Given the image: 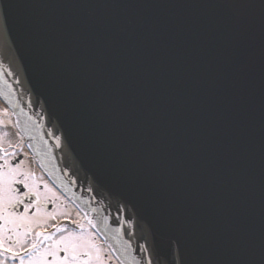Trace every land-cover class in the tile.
<instances>
[{"label":"water","instance_id":"95a60500","mask_svg":"<svg viewBox=\"0 0 264 264\" xmlns=\"http://www.w3.org/2000/svg\"><path fill=\"white\" fill-rule=\"evenodd\" d=\"M0 95L125 264H264V0H0Z\"/></svg>","mask_w":264,"mask_h":264},{"label":"flooded vegetation","instance_id":"af4514ba","mask_svg":"<svg viewBox=\"0 0 264 264\" xmlns=\"http://www.w3.org/2000/svg\"><path fill=\"white\" fill-rule=\"evenodd\" d=\"M2 108L0 109V166L3 167L0 171L5 174L9 173L8 166L10 165L18 173V179H25V174H27L29 185L35 186L41 194V207L37 212L36 206H33L27 214L28 219L22 221L9 217L7 211L4 213L5 219L0 220V245H2L0 264L51 262L54 258L50 253L55 250V242L69 234H74L73 242L82 245L77 249L80 253L79 261L87 260L88 264H117L79 211L38 171L22 138L11 125L9 115ZM12 134L15 136L14 140L9 139ZM16 165H19V168H16ZM45 185L50 191L45 189ZM14 187L21 192L26 191L21 184H16ZM34 199V196L25 197L24 202L29 203ZM21 212H23V205L16 209L17 214ZM50 213L53 215H49ZM10 220H15V222H10ZM57 228L62 231H57ZM37 233L40 235L37 236ZM46 236L48 239H45ZM85 252L90 255H84ZM57 255L63 257L65 253L60 251ZM73 264H78V262H73Z\"/></svg>","mask_w":264,"mask_h":264},{"label":"snow or ice","instance_id":"6c2138e0","mask_svg":"<svg viewBox=\"0 0 264 264\" xmlns=\"http://www.w3.org/2000/svg\"><path fill=\"white\" fill-rule=\"evenodd\" d=\"M56 141H57V147H59L60 137H56ZM21 163H23V161H21ZM2 167L3 166H0V168ZM8 167H9V173L5 174L3 171H0V220L5 219L4 213L7 211L9 217H14L15 220L22 221L28 219L27 214L29 212V209H31L33 206H36L37 212L40 211L41 194L36 190L35 186L29 185V183L27 182V174H25V179H18L17 178L18 173H16V170L12 168V166L10 165ZM16 168H19V165H16ZM16 184L23 185V188L26 189V191L21 192L19 189L15 188L14 185ZM45 189L49 190L47 188V185H45ZM30 196H34L35 199L30 201L29 203H25L24 198ZM21 205H23V212L17 214L16 209ZM49 215H53V214L50 213ZM15 220H10V222H15ZM89 224H91L93 227L97 226L91 220H89ZM129 226L130 227L132 226L131 222H129ZM57 231H62V229L57 228ZM116 231L119 232L120 230L117 229ZM39 235L40 233H37V236ZM45 239H48V237L46 236ZM73 241H74V234H69V236H62L60 240L55 242V250L50 253V255H52L54 259L51 262L45 261L44 264H73V262H78V264H88L87 260L79 261L80 253L77 251V249L82 247V245L75 243ZM0 247H2V245H0ZM33 247H35V245H33ZM140 248L141 250L147 252L145 245L141 244ZM60 251H63L65 253V256L59 257L57 254ZM97 251L99 250L97 249ZM84 255L89 256L90 253L85 252ZM133 260H135L134 257ZM135 264H140V262L135 261ZM146 264H152V260L150 256L147 259Z\"/></svg>","mask_w":264,"mask_h":264},{"label":"rangeland","instance_id":"374dc122","mask_svg":"<svg viewBox=\"0 0 264 264\" xmlns=\"http://www.w3.org/2000/svg\"><path fill=\"white\" fill-rule=\"evenodd\" d=\"M2 107L0 106V109H1ZM3 109V108H2ZM9 139L10 140H14L15 139V136H14V134H12L10 137H9Z\"/></svg>","mask_w":264,"mask_h":264}]
</instances>
